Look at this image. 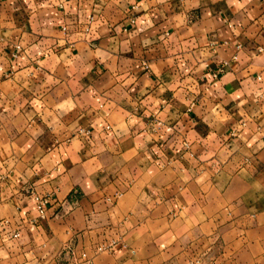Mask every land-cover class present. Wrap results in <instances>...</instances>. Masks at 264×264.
<instances>
[{
	"label": "clouds",
	"instance_id": "9594fccd",
	"mask_svg": "<svg viewBox=\"0 0 264 264\" xmlns=\"http://www.w3.org/2000/svg\"><path fill=\"white\" fill-rule=\"evenodd\" d=\"M0 264H264V0H0Z\"/></svg>",
	"mask_w": 264,
	"mask_h": 264
}]
</instances>
